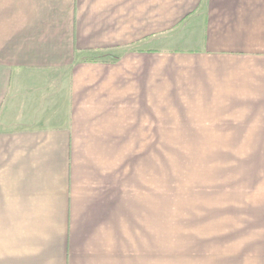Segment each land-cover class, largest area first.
<instances>
[{
	"label": "crops",
	"instance_id": "crops-1",
	"mask_svg": "<svg viewBox=\"0 0 264 264\" xmlns=\"http://www.w3.org/2000/svg\"><path fill=\"white\" fill-rule=\"evenodd\" d=\"M0 264H264V0H0Z\"/></svg>",
	"mask_w": 264,
	"mask_h": 264
},
{
	"label": "rangeland",
	"instance_id": "rangeland-1",
	"mask_svg": "<svg viewBox=\"0 0 264 264\" xmlns=\"http://www.w3.org/2000/svg\"><path fill=\"white\" fill-rule=\"evenodd\" d=\"M166 179H167V169H166L165 165L161 164V185H164L163 183L166 181ZM236 243H237L238 247H239V245H241L240 242H236Z\"/></svg>",
	"mask_w": 264,
	"mask_h": 264
}]
</instances>
